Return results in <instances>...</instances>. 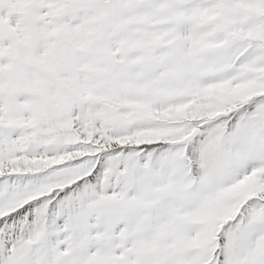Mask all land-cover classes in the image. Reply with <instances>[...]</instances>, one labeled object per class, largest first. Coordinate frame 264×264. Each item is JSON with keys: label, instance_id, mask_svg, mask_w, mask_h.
I'll return each mask as SVG.
<instances>
[{"label": "snow or ice", "instance_id": "6c2138e0", "mask_svg": "<svg viewBox=\"0 0 264 264\" xmlns=\"http://www.w3.org/2000/svg\"><path fill=\"white\" fill-rule=\"evenodd\" d=\"M0 264H264V0H0Z\"/></svg>", "mask_w": 264, "mask_h": 264}]
</instances>
